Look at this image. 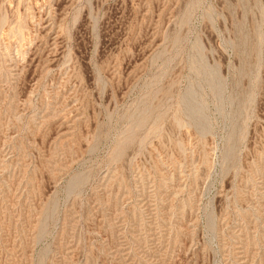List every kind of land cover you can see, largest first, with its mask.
<instances>
[{"label":"rangeland","instance_id":"1","mask_svg":"<svg viewBox=\"0 0 264 264\" xmlns=\"http://www.w3.org/2000/svg\"><path fill=\"white\" fill-rule=\"evenodd\" d=\"M0 264H264V0H0Z\"/></svg>","mask_w":264,"mask_h":264}]
</instances>
